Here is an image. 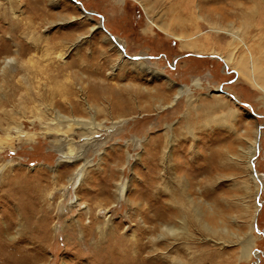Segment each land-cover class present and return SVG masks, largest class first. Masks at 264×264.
Returning a JSON list of instances; mask_svg holds the SVG:
<instances>
[{
    "label": "rangeland",
    "instance_id": "1",
    "mask_svg": "<svg viewBox=\"0 0 264 264\" xmlns=\"http://www.w3.org/2000/svg\"><path fill=\"white\" fill-rule=\"evenodd\" d=\"M77 1L0 0V264H264V94L208 26L245 28L241 8L258 4L250 41L264 1L148 0L150 16L139 0ZM153 16L217 51L181 48ZM179 86L191 94L168 106ZM183 218L187 233L153 240ZM253 222L255 249L238 260Z\"/></svg>",
    "mask_w": 264,
    "mask_h": 264
},
{
    "label": "bare ground",
    "instance_id": "2",
    "mask_svg": "<svg viewBox=\"0 0 264 264\" xmlns=\"http://www.w3.org/2000/svg\"><path fill=\"white\" fill-rule=\"evenodd\" d=\"M141 1V5L145 10V16H150V9H152V3H147L148 0H139ZM264 1V0H263ZM258 3V2H257ZM256 5V4H255ZM258 6V4H257ZM257 6H255L254 9L250 11H245V8H241L242 10V15H243V20H242V26L245 28H234L232 24H230L227 28L225 27H220V26H215L213 23L210 22L208 23V26L210 30L213 31H224L225 33L229 34L232 37L231 40V45L229 46V50L226 53H219L221 54V57L223 60L226 62L227 66H230L233 68L237 74L239 75L240 78H242L244 81H246L251 87L263 92L264 94V31L261 32L256 36H253V39L251 38L250 41H248V28L255 26L253 23L255 16L258 15V9ZM241 14V13H240ZM155 17L153 16L152 22L166 35L171 36L172 38H176L177 40L180 41L181 48L183 49H190L196 53H215L217 50H209L204 47H201L198 45L199 41V34H175L173 33L168 26H165V23H159L155 21ZM198 19H203L202 17H199ZM257 22V21H256ZM255 22V23H256ZM232 23V22H231ZM249 26V27H248ZM99 27H102L101 24H99ZM114 41L116 42L115 44L119 46L121 55H124L123 50L124 49V41L122 39H118L114 37ZM121 42V43H120ZM14 59L9 58L6 59V66H10L13 63ZM139 66H142L141 68H145L150 70L151 73H154L155 70L153 68H150L148 65V62H143L142 60H138L135 62ZM194 84H198L195 82ZM185 91L188 93L191 92L190 87L187 86H179V89L176 93L175 98L172 99V102L168 105H173L178 98L183 94ZM191 94V93H189ZM192 98V96H191ZM264 98V95H263ZM264 100V99H263ZM192 102V99L190 100V103ZM224 106V105H223ZM212 108V107H211ZM232 115V116H231ZM235 113L234 111L231 110V112H228L226 114H223V117H221L223 122L227 121V118L229 117H234ZM210 119V118H209ZM56 120L58 122H71L72 124L76 125H88L89 123H94L93 118L90 119H77V118H71V117H66L62 116L58 112L56 113ZM219 118L217 117H212L210 121L217 122ZM167 127H171V125H168ZM18 131H21L22 129V124H18L17 126ZM95 128V127H94ZM258 135V134H257ZM1 138V137H0ZM257 136L254 138V143L252 141L251 144L248 145L247 151L243 149L244 151L242 154L246 155V157L249 156L247 165L249 167H253L252 165V160L255 157V154L257 153L256 146L254 145L257 143ZM2 139H0V142ZM4 141V140H3ZM246 190H249L248 187ZM120 195L117 194V197ZM188 203L191 206H186V209L190 210L192 213H194L195 217L197 219L199 218V210L196 208V206L192 205V202L190 199H187ZM184 209V208H183ZM258 209V206H256L255 211ZM183 212V211H182ZM202 222V221H201ZM204 226L211 231L209 226L205 223ZM255 225L254 222L251 223L248 226L247 232L243 233L242 235L238 236L239 239V250L237 253V259L242 260L244 258H249L250 255L253 253V249H255L256 246V236H255ZM162 233L159 234L157 237H154L153 240L157 239H162L166 236H172L176 237V235H179L180 233H187V227H186V220L183 218L181 220V226L178 229H175L172 227V225L169 222L164 223V225L161 226ZM212 232V231H211ZM222 232H226L224 229H222ZM257 253V252H256ZM259 258V256H256Z\"/></svg>",
    "mask_w": 264,
    "mask_h": 264
},
{
    "label": "water",
    "instance_id": "3",
    "mask_svg": "<svg viewBox=\"0 0 264 264\" xmlns=\"http://www.w3.org/2000/svg\"><path fill=\"white\" fill-rule=\"evenodd\" d=\"M72 1H74L76 4H78V5H81V2L80 1H77V0H72ZM88 14H90L91 12L90 11H86ZM101 26L103 27V24L101 23ZM104 28V27H103ZM111 37L112 38H114V36H112L111 35ZM262 127H264V125H261L260 127H259V135L261 134L260 132H261V129H262ZM260 137V136H259ZM259 137H258V142H257V148H258V144H259ZM254 159H255V157L253 158V160H252V165L254 166V164H255V162H254ZM254 171V174L259 178V176L256 174V170L254 169L253 170ZM258 196H259V194H258ZM259 204L261 205V202H259ZM259 259V258H258Z\"/></svg>",
    "mask_w": 264,
    "mask_h": 264
}]
</instances>
